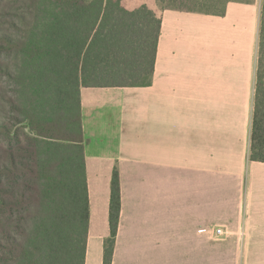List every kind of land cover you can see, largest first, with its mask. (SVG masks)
<instances>
[{
	"label": "crops",
	"instance_id": "crops-1",
	"mask_svg": "<svg viewBox=\"0 0 264 264\" xmlns=\"http://www.w3.org/2000/svg\"><path fill=\"white\" fill-rule=\"evenodd\" d=\"M159 16L149 86L80 90L84 264H103L114 167L111 264H264V163L249 161L259 17L237 3L223 17Z\"/></svg>",
	"mask_w": 264,
	"mask_h": 264
},
{
	"label": "trees",
	"instance_id": "trees-1",
	"mask_svg": "<svg viewBox=\"0 0 264 264\" xmlns=\"http://www.w3.org/2000/svg\"><path fill=\"white\" fill-rule=\"evenodd\" d=\"M216 1L220 9L194 1L183 9L223 17L232 0ZM12 4L9 17L18 24L10 23L13 33L0 31V264H84L89 202L80 90L149 86L160 16L144 5L127 10L120 0ZM6 81L14 87L6 90ZM249 161L264 163V0ZM119 213L114 167L103 264H111Z\"/></svg>",
	"mask_w": 264,
	"mask_h": 264
},
{
	"label": "rangeland",
	"instance_id": "rangeland-1",
	"mask_svg": "<svg viewBox=\"0 0 264 264\" xmlns=\"http://www.w3.org/2000/svg\"><path fill=\"white\" fill-rule=\"evenodd\" d=\"M12 1L13 0H0V31H4L7 34L13 33L12 27L10 26L11 22L15 23L16 25L18 24L16 19H12L9 17V14L13 12L12 8L15 7L16 5V4H12ZM192 1H194V3H197L198 6L213 7L212 10L220 9L222 7L221 4L217 3L216 0H120V3L127 10H134L144 5L149 10L153 11L156 14V16H159L160 13L163 12L164 10H169L170 8L173 7H182V10L186 11V9H183L184 5H187L188 3H192ZM233 3L251 7L254 13L255 23H257L258 17L260 15L261 0H232L231 2L227 3L226 8L228 4H233ZM236 11H238V16L240 17V20H242L243 22L245 20L251 22L252 15L250 11L246 12L248 10H241V9H238ZM255 59H256V50H255ZM5 87L6 90H10L11 88L14 87V85L7 82ZM7 95L12 96L13 93L8 92ZM216 229H221V228H215L214 230ZM213 235H214L213 239L217 240L223 238L226 235V232L222 230V234L217 235L214 232ZM244 261H245L244 256L238 257V263L242 264L244 263Z\"/></svg>",
	"mask_w": 264,
	"mask_h": 264
},
{
	"label": "built area",
	"instance_id": "built-area-1",
	"mask_svg": "<svg viewBox=\"0 0 264 264\" xmlns=\"http://www.w3.org/2000/svg\"><path fill=\"white\" fill-rule=\"evenodd\" d=\"M214 232H215L217 235H220V234H222V231H221V229H216Z\"/></svg>",
	"mask_w": 264,
	"mask_h": 264
}]
</instances>
